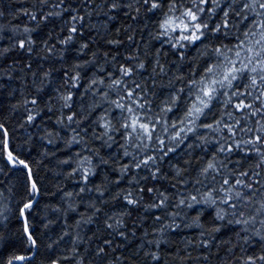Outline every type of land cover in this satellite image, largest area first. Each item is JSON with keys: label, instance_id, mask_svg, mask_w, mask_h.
<instances>
[{"label": "snow or ice", "instance_id": "1", "mask_svg": "<svg viewBox=\"0 0 264 264\" xmlns=\"http://www.w3.org/2000/svg\"><path fill=\"white\" fill-rule=\"evenodd\" d=\"M19 14L34 26L10 25L14 35L0 57L16 56L2 75L20 79L14 71L30 73L35 91L21 89L10 105L11 113L22 109L14 123L28 132L26 139H16L10 117L0 119V174L15 177L6 190L9 199L20 194L27 249L5 264H32L39 254L29 221L43 189L37 172L43 161L32 158L37 133L28 131L34 127L47 145L63 141L65 148H77L60 163L69 169L65 179L78 181V191H64L66 206H54L64 227L47 247L65 237L71 244L48 264H162L165 256L172 264H195L201 257L207 264L226 230L236 240L220 242L231 247L219 264H264V0H35ZM93 16H103L105 27L122 16L115 33L124 39L106 37L108 51L91 50V38L81 39L76 51L90 52L89 59L64 64L66 50L95 27ZM141 24L151 25L147 41ZM38 44L43 59L58 56L63 69H33ZM58 71L60 83L47 94ZM9 96L15 98V90ZM53 117L54 123H45ZM40 155L55 153L45 146ZM89 193L96 195H82ZM145 209L155 210L148 227V217L140 214ZM88 225L94 230L82 232ZM181 228L199 229L198 237L165 253L161 244ZM133 239L139 244L125 255ZM193 246L203 249L195 258L188 251Z\"/></svg>", "mask_w": 264, "mask_h": 264}, {"label": "trees", "instance_id": "2", "mask_svg": "<svg viewBox=\"0 0 264 264\" xmlns=\"http://www.w3.org/2000/svg\"><path fill=\"white\" fill-rule=\"evenodd\" d=\"M35 3V0H0V12H3L4 15L0 16V25H4V30L0 32V49L9 45L8 36L14 35L10 31V25H24L29 24L32 25V22L28 21L27 16L23 14H19V10L21 8H31ZM123 17L119 20H114L108 23L107 27L104 25V17L103 16H93L91 23L95 25V27L89 26L86 28L83 36L77 37V43L73 44L69 47L65 52V60L64 64L71 65L77 57L80 59H89L90 52L88 54L78 53L76 49L79 47V41L81 39L88 40L91 38L90 48L91 50H96L97 47L103 49V51L109 50V45L105 43V38H119L124 39V35L121 34L119 37H116L115 29L120 28L122 26ZM59 23V21H56ZM87 23V21H86ZM51 28V25L47 27H43L40 30V35L43 36L46 34L48 29ZM139 31L143 34L144 40L147 41L149 39L148 32L151 31V25L147 29L144 28V25L141 24ZM38 41L40 36L37 37ZM55 43V41H53ZM128 41L125 39V45H128ZM136 43L143 48V41L140 40L139 36H137ZM159 46V45H157ZM56 48L60 49L61 45L56 44ZM115 50V49H113ZM124 50L123 46L120 51ZM37 51L41 52L40 46L38 44ZM13 56H16V53H11L7 57H0V84L6 85V87H0V119L11 118L10 125L15 129L16 139L24 140L27 138L28 132L24 129H19L15 127V121L19 117V112L22 109H19L17 113L10 112V105L15 103L16 99L20 98L21 89L25 92L31 90L35 91L31 80L30 73H21L18 70L14 71V77H21L20 79H9L7 76L2 75L4 71L10 66V62L13 59ZM44 53L41 52L40 56L33 55L32 63L33 69L36 68L37 64H40L45 70L49 67H55L57 69H63V64L60 62L58 56H52L48 60L43 59ZM92 72L91 65L87 66L84 70V74L86 77L90 76ZM27 77L24 79L23 77ZM62 76V71L53 73V81L52 84L47 87V94H52V88L56 87L60 83V78ZM15 90V98L9 96V92ZM81 91H83V87H81ZM77 103L81 102V98L79 96L76 97ZM88 97L83 98V102L86 104L88 101ZM58 107V105H57ZM51 116V113H48ZM37 125H40V120H37ZM45 123L51 125L54 123V117L51 121L45 120ZM29 132H35L37 135L33 136V148H32V158L36 160H42L43 163L39 169H37L38 175L42 177L43 189L41 194H39V204L33 210L32 215L29 217L30 225L33 230V234L39 238L40 247L39 254L32 260V264H48L49 257L56 258L57 256L65 255L64 249L69 247L71 244V240L69 237L64 238V242L59 245L53 244L52 248H48L47 245L51 244L53 241L57 239L58 234L64 227L63 219L60 217V213L54 210V206L56 204H60L62 207L66 206L65 202L61 199L62 193L64 191H78V181L76 178L65 179L64 173L69 171L67 166L62 165L60 161L65 159L67 155H71L73 152L77 150L76 146H73L71 150L67 149L63 145V141H58L57 145L51 146L47 145V141H43L39 138L38 128H31L28 130ZM66 135H70V133H65ZM48 147V151L50 153H55V155H49L47 157H41L40 153L43 151L44 147ZM179 158V157H177ZM0 167H4L3 160H0ZM35 167V166H34ZM5 171L7 169L5 168ZM104 172V169L101 168V173ZM9 181L15 182V177L12 173H9L6 178L2 174H0V188L5 189L3 195L0 196V264H5V261L12 254L25 252L27 249V241L24 238L22 231V220L19 218V213L17 211V206L20 199V194L16 193L15 196L9 199V192L6 190L7 187L10 186ZM96 183L100 182V178H96ZM56 185L60 186V190L58 191L55 187ZM15 191V189H14ZM115 191V189H112ZM50 193H55V195H51ZM85 195V199L91 198L96 194H82ZM52 206L46 208L45 206ZM80 211H84V206H80ZM155 210H143L142 215L147 216L148 220L145 224V227L153 224V220L151 218L152 213ZM137 212L133 213L135 217L138 214ZM191 215H195V213H191ZM73 219L76 218L75 214H72ZM73 219L69 220V224L73 223ZM56 221L53 224H49L47 228L44 225L49 221ZM129 226H131V222L129 221ZM158 226V225H156ZM91 228L94 230L93 225H88L85 228L81 229L82 232H87L88 229ZM149 231L151 229L149 228ZM199 229L191 228L185 229L181 228L179 230H171V235L168 236V243H162L161 248L167 253L169 250L175 251L177 249H184L189 237L195 239L198 237ZM90 235L91 233L88 232ZM152 235H155L154 233ZM151 238V236L149 237ZM231 239L232 242H235L236 237L234 236L231 230L224 231L217 241L214 242V246L211 249V259L207 262V264H219V260L225 256L227 249L231 247L230 243L221 244V241H228ZM139 244V239H133L129 243L128 252L125 255H129V253L135 251L136 246ZM220 245V250L217 251L215 245ZM191 252L193 258L199 255L200 251L203 249H196L195 246L193 248L188 249ZM236 255H239L238 248L234 250ZM62 264H72L70 261H63ZM162 264H172V260L165 256V261ZM195 264H204L203 257L200 260L195 261Z\"/></svg>", "mask_w": 264, "mask_h": 264}, {"label": "water", "instance_id": "3", "mask_svg": "<svg viewBox=\"0 0 264 264\" xmlns=\"http://www.w3.org/2000/svg\"><path fill=\"white\" fill-rule=\"evenodd\" d=\"M38 198H39V195L36 197V199L38 200Z\"/></svg>", "mask_w": 264, "mask_h": 264}]
</instances>
